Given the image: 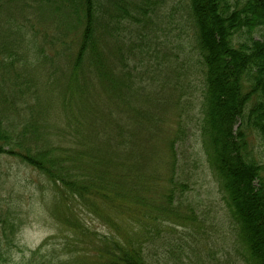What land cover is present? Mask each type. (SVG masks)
<instances>
[{
    "label": "rangeland",
    "instance_id": "374dc122",
    "mask_svg": "<svg viewBox=\"0 0 264 264\" xmlns=\"http://www.w3.org/2000/svg\"><path fill=\"white\" fill-rule=\"evenodd\" d=\"M44 1L22 0L34 9L24 19L14 14L20 32L0 31V131L21 153L34 138L42 151L54 150L69 163L58 167L59 177L75 182L83 169L104 172L147 205L98 194L85 204L18 157L1 154L0 264H98L97 251L115 242L133 247L146 264H251L202 146L200 97L192 86L201 66L187 0H132L138 10H129L133 22L121 20L116 40L99 28L103 63L124 85L106 91L83 67L75 119L62 106L78 33L38 10ZM30 129L35 137L20 135ZM243 131L253 158L264 164V141ZM85 151L90 162L78 168ZM170 173L173 185L166 182Z\"/></svg>",
    "mask_w": 264,
    "mask_h": 264
},
{
    "label": "trees",
    "instance_id": "16d2710c",
    "mask_svg": "<svg viewBox=\"0 0 264 264\" xmlns=\"http://www.w3.org/2000/svg\"><path fill=\"white\" fill-rule=\"evenodd\" d=\"M31 1L35 3V0ZM20 2L22 0H0V17L11 18L0 20V31L8 32L14 28L15 32H20L21 26L18 24L25 17L22 14L34 9L31 3ZM187 2L201 66V77L196 78V84L192 86L200 97L202 146L220 180L219 188L224 194L223 200L231 223L237 231L236 237L246 251L245 261L264 264V164L253 158L248 149V135L243 131L247 128V132H255L264 141V0ZM38 5V10H47L49 19L58 18L62 24L70 26L74 31L73 37L75 31L78 33L67 82L68 97L63 100L62 107L74 114L82 106L80 100L86 81L79 77L86 66L91 67L92 74L103 81L106 91L120 92L124 84L103 63L99 47H103L105 41L98 42L102 35L116 40L117 31L120 25L122 27L121 20L132 21L133 14L129 10H138L134 2L45 0ZM14 14L22 16L19 22H12ZM138 14L145 16L146 11ZM100 27L103 34L99 36ZM118 97L121 98V93ZM33 129L22 131L20 135L31 134L35 137ZM32 141L34 146L26 142L27 146L21 153L20 145L13 146L10 138L0 131V155L18 157L21 162L48 180L58 183L85 204V197L98 194L111 201L121 200L126 205H147L131 190L124 192L121 182L114 181L112 184L104 172L98 174L95 171L92 174L85 173L83 169L75 172L76 176L80 175L75 182L69 177L67 180L59 177L62 172L58 167L61 168L67 162L58 161L59 157L52 149L42 151L37 145V138ZM173 144L174 141L169 142L171 150ZM80 159L77 166L84 168L90 162L89 153L85 151ZM145 164L149 168V162L145 161ZM173 181L170 173L166 182L173 185ZM145 210L147 212L149 207H145ZM158 215L161 218L169 217L162 212ZM146 217L151 219L152 216ZM3 224L7 226L5 222ZM132 249L131 246L124 248L116 242L107 245L97 251L100 257L98 264H146L142 256Z\"/></svg>",
    "mask_w": 264,
    "mask_h": 264
}]
</instances>
